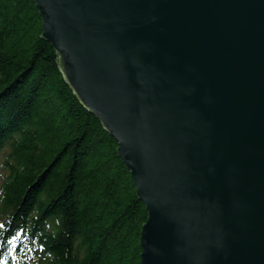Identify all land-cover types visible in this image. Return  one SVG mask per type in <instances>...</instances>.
Wrapping results in <instances>:
<instances>
[{"label": "water", "instance_id": "95a60500", "mask_svg": "<svg viewBox=\"0 0 264 264\" xmlns=\"http://www.w3.org/2000/svg\"><path fill=\"white\" fill-rule=\"evenodd\" d=\"M148 218L141 264H264V0H34Z\"/></svg>", "mask_w": 264, "mask_h": 264}, {"label": "trees", "instance_id": "16d2710c", "mask_svg": "<svg viewBox=\"0 0 264 264\" xmlns=\"http://www.w3.org/2000/svg\"><path fill=\"white\" fill-rule=\"evenodd\" d=\"M43 33L34 0H0V264H141L146 207Z\"/></svg>", "mask_w": 264, "mask_h": 264}, {"label": "bare ground", "instance_id": "6f19581e", "mask_svg": "<svg viewBox=\"0 0 264 264\" xmlns=\"http://www.w3.org/2000/svg\"><path fill=\"white\" fill-rule=\"evenodd\" d=\"M19 236L17 238H13V239L10 238L9 239V241H10L9 243H12L11 244L12 247L13 246L15 247L16 245L22 244L23 242H21V241H27V240L22 239V237H19ZM8 249H10V248L8 247L6 252L5 251L4 252H0V261L3 262V263L8 261L10 259L9 257H11V255H13L12 251L8 252Z\"/></svg>", "mask_w": 264, "mask_h": 264}]
</instances>
